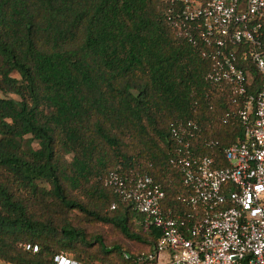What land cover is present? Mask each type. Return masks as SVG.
I'll return each instance as SVG.
<instances>
[{
  "label": "trees",
  "instance_id": "trees-1",
  "mask_svg": "<svg viewBox=\"0 0 264 264\" xmlns=\"http://www.w3.org/2000/svg\"><path fill=\"white\" fill-rule=\"evenodd\" d=\"M173 8L172 0H0L1 261L143 264L158 232L143 228L144 215L107 178L151 177L165 207L179 206L173 124L195 122V155L227 166L225 149L243 139L238 107L207 79L212 62L171 27ZM248 68L257 94L262 75ZM98 224L149 249L108 247L88 231Z\"/></svg>",
  "mask_w": 264,
  "mask_h": 264
},
{
  "label": "built area",
  "instance_id": "built-area-1",
  "mask_svg": "<svg viewBox=\"0 0 264 264\" xmlns=\"http://www.w3.org/2000/svg\"><path fill=\"white\" fill-rule=\"evenodd\" d=\"M169 23L197 47L213 69L207 79L226 87L237 105L243 139L224 151L227 166L195 155V122L173 124L172 160L183 177L179 206L165 207V191L151 177L107 178L123 202L144 215L158 239L143 264H264V0H172ZM262 75L259 92L248 66ZM116 205L113 206V209ZM59 264H86L62 255Z\"/></svg>",
  "mask_w": 264,
  "mask_h": 264
},
{
  "label": "rangeland",
  "instance_id": "rangeland-1",
  "mask_svg": "<svg viewBox=\"0 0 264 264\" xmlns=\"http://www.w3.org/2000/svg\"><path fill=\"white\" fill-rule=\"evenodd\" d=\"M0 96H3V94L0 92ZM9 97L15 98V95H8ZM35 148H38V142L33 143ZM88 231L91 234H100L103 239L105 244L108 247H111L115 244L121 245L125 249H133L135 252L140 251V250H148L149 246L142 243H136L133 240H130L126 237H124L118 230L113 228L112 226L109 225H104V224H98L95 226H88ZM74 256V255H72ZM83 260H86L85 258H82ZM0 264H9L5 263L0 260Z\"/></svg>",
  "mask_w": 264,
  "mask_h": 264
}]
</instances>
